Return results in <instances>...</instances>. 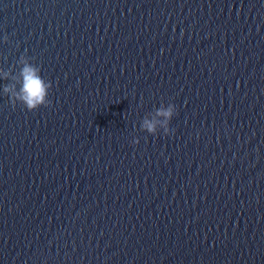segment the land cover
Here are the masks:
<instances>
[{"label": "water", "instance_id": "1", "mask_svg": "<svg viewBox=\"0 0 264 264\" xmlns=\"http://www.w3.org/2000/svg\"><path fill=\"white\" fill-rule=\"evenodd\" d=\"M21 55L0 264H264V0H0V89Z\"/></svg>", "mask_w": 264, "mask_h": 264}, {"label": "clouds", "instance_id": "2", "mask_svg": "<svg viewBox=\"0 0 264 264\" xmlns=\"http://www.w3.org/2000/svg\"><path fill=\"white\" fill-rule=\"evenodd\" d=\"M4 40H7V36L3 37ZM18 63L20 67V81L19 88H16L15 85H3V93L9 94V100L13 104L19 102L26 109L33 110L38 108L41 105H47L50 101L47 99L48 90L51 87V82L45 80L40 74V69L28 62L27 58L23 55L20 56ZM8 76L7 72L0 71V79L6 78ZM176 108L173 104H169L166 108L157 109V116H163L165 119L160 123L165 125V133H169V129L166 126L167 120L172 117ZM157 121L155 119L145 118L141 123V128L147 130L148 132H154L156 129ZM137 139L133 138L132 143H136Z\"/></svg>", "mask_w": 264, "mask_h": 264}]
</instances>
